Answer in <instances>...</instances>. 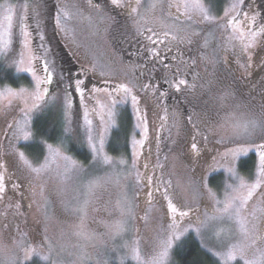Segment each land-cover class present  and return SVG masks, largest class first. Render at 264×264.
Here are the masks:
<instances>
[{
    "label": "rangeland",
    "instance_id": "obj_1",
    "mask_svg": "<svg viewBox=\"0 0 264 264\" xmlns=\"http://www.w3.org/2000/svg\"><path fill=\"white\" fill-rule=\"evenodd\" d=\"M55 1L60 37L89 71L81 72L82 80H98L92 97L115 135L99 136L96 123L103 118L87 108L88 166L49 143L44 158L33 159L27 144L34 141L32 118L45 76L25 23L18 60H9L26 81L0 84V264H177L174 253L188 239L220 264H264V169L249 176L237 170L251 156L264 164V97L252 93L254 79L264 82V30L260 19L252 21L260 0H248L242 21L236 16L244 0H113L118 12L131 16L125 35L135 46L178 53L161 80L195 105L186 116L184 104L174 109L177 151L164 163L162 155L171 151H161L156 115L171 109L157 104V85L150 101L158 110L135 96L142 83L150 84L114 47L117 12L93 10L92 0ZM261 5L264 11V0ZM30 6L35 15L37 0H0V62L8 67L18 17L22 28ZM132 50L145 59L139 48ZM49 100L60 105L62 96ZM139 133L154 142L151 153L144 154L146 143L140 153ZM18 184L29 207L27 228L15 215Z\"/></svg>",
    "mask_w": 264,
    "mask_h": 264
},
{
    "label": "trees",
    "instance_id": "obj_2",
    "mask_svg": "<svg viewBox=\"0 0 264 264\" xmlns=\"http://www.w3.org/2000/svg\"><path fill=\"white\" fill-rule=\"evenodd\" d=\"M37 1L39 2V7L36 9L37 11L34 10L33 13H36L35 15L30 14L33 9L32 6H30V9L25 11L28 14L24 16V19L26 20L24 21L22 28L20 26L21 16L19 15L18 17L19 20L16 27L17 29L12 46L13 48L6 58L7 62L11 64L9 67L12 68H9L6 62H0V84H8L13 87H17L19 84H24L26 81L25 78L15 72L13 61L9 60L10 56H12V59H15L16 57L18 60V52L20 51L23 43L26 23L27 26H29L30 37L40 62L39 67L45 76L43 90L44 98L42 103L36 107L37 109L35 110L32 118L34 141L28 142L27 144L32 147L29 149V154L34 160L41 161L45 156V143H49L57 146V148L63 152L75 157L83 165L88 166L90 163L91 153L89 155V151L85 148L87 146V141L85 140L84 131V129H86L84 123L87 115L86 113L84 114L83 122L77 110L79 98L76 87L79 86V83L84 85L86 82L90 83V81L87 80L86 77V80L83 82L82 78L86 75V73H81L84 72L83 67H81V69L78 68L80 65L76 64V61V63L74 62L72 55L60 37L55 21V16L59 14L56 1ZM244 12L245 10L240 11L236 18L242 21V17L245 14ZM23 13L19 12V14ZM38 23H40V25L36 27ZM39 42L45 43L48 49L44 51L41 45L39 48L37 46ZM6 68L8 71L7 75L2 76L1 72L6 71ZM91 84L92 86L98 85V80L93 79L90 85ZM56 94L62 96V102L60 105L57 101L54 102L52 100L53 102H50L49 100L52 96L54 99ZM86 109L87 106L85 105V110ZM129 123L130 121L126 123L127 126ZM127 141L128 138L126 142ZM113 151L114 150H112V152ZM250 158L251 160H248L247 162L242 161L238 163L237 170H240L242 174L247 176L252 175L253 172L256 173L258 168L260 171L262 170L263 173L264 164L258 159H255L253 156ZM212 183L217 187L218 179L213 178L211 180V184ZM183 245L185 246L182 249L178 248L174 253V259L177 264H220L214 257L211 256L210 253L203 250L197 241L188 239Z\"/></svg>",
    "mask_w": 264,
    "mask_h": 264
},
{
    "label": "flooded vegetation",
    "instance_id": "obj_3",
    "mask_svg": "<svg viewBox=\"0 0 264 264\" xmlns=\"http://www.w3.org/2000/svg\"><path fill=\"white\" fill-rule=\"evenodd\" d=\"M92 1L94 3V5L91 6V8L93 10H98L100 12H105L108 14V12H109L108 8H109V10L111 11V14L114 12H117V14H116V18H117L116 26L118 29L113 30V33H112V41L116 44V46L114 45V47L122 57H124L125 54H128L127 57L125 58L126 62L131 63V62L135 61L141 67V70H142L141 72H143L145 74L144 79L147 80L150 84L149 86H145L142 83L141 84L142 89L137 90L138 92L135 95L138 99H140V103L142 104V106L145 107L146 109H148L149 106H148L147 100L150 101V99L154 98L150 95V92L153 88V85H157V87H158V93L156 95L158 97L157 104H159L160 108H162L163 106L166 105V107H169V109H171V111H169V110L163 111V109H162L160 112V115H156V116H158V124L160 127L159 128L160 131L158 134V142H159V140L162 141V143L160 145L161 151H171V153H169V154L165 153L164 156L162 155V161L164 163L165 159L168 158L166 156H168V155L171 156L172 154H174L177 151V150L175 151L176 146L172 143L171 137L173 135V129H172V125L170 124L171 117L173 118V116H174V109L177 108L178 105L181 107L184 104V106H185L184 114L186 116V115H191L192 112L194 111V107H195V105L192 103L191 99L188 96L186 97L188 100L184 101V96L186 94L182 95L181 91L174 89L173 87L168 85L165 81L161 80L162 78H164L163 71L165 72L167 64L174 63V58L176 57V55L178 53L171 50L170 53H166V54H162L160 51L152 52V54H151V51L147 48V46H144V47H146V49L141 48V46H135V43H133L134 41L133 42L130 41L129 39H127V37L125 35L126 32L130 31L129 27L132 26V24H133L131 16L128 15L125 10L122 13L118 12V9L120 7L117 5H114L113 0H92ZM261 1L262 0H260L259 4L255 5L256 10L259 11V14L256 15V17H254V19L252 21L254 22V20L256 21L257 19H260V22H262V28L264 30V19H263L264 18V11H263V6L261 5ZM247 3H250V1L248 2V0H244V4L242 5V8H241L242 10L246 9L245 6L247 7ZM106 6H108V8ZM173 19H174V17H173ZM116 26H114V28H116ZM120 31H123V32H120ZM133 37H134V35H133ZM137 40H140V38H137ZM126 44H128V45L131 44V45L125 46ZM119 46L122 48H124V46H125L126 48H124L123 50H119L118 49ZM132 48H139L140 52L143 54L145 59L138 58L134 54ZM183 53L186 54V52H184V51H183ZM73 60H74V62L76 61L75 57H73ZM76 64H79V63L77 62ZM76 66H78V65H76ZM78 68L81 69V66L80 67L78 66ZM188 69L192 70V66H189ZM39 72H43L41 70V68L39 69ZM84 72H89V71L84 69ZM157 73H159V74H157ZM174 73H176V72H174ZM93 79H95L93 77V75L87 76V80H89L90 83L92 82ZM83 82H84V79H83ZM90 83L86 82V84H84V85L81 84L80 86L76 87L77 95L79 98V103L77 105V110H78L79 116L81 117V119L83 121L84 114H85V105H86L90 111L93 110V115L95 117L99 116L100 118H103V121L96 123V128L98 130L99 136H101L102 134H106L109 139H112L115 135L114 134L115 133L114 128H113V130H112V128L109 129L110 127L108 126V123L104 119L103 114H102L103 109L101 108L100 105L97 104L96 98L92 97L93 96L92 89L95 86H92V84L90 85ZM111 87L114 88V86H112V85H111ZM108 89H109V87H108ZM118 90H119V88H117L116 90H113V96L112 97L114 98V101H113L114 103L115 102L117 103V101L121 98L120 94L118 93ZM252 93H255L256 96L264 97V82L262 84H259L254 79V89H252ZM161 94H163V95L161 96ZM113 102L111 104H113ZM152 102L156 103L153 100H152ZM152 102L150 101V103H152ZM116 103L114 104V107H113L114 113H115ZM154 103H152V104H153L154 108H156ZM262 106L264 107V103H262ZM165 120H169V122H164ZM184 123H190V122L185 120ZM193 133L194 132H192V134H190V135L193 136ZM139 135H140V133H139ZM190 135L188 137L184 138V140L185 141H186V139L189 140V138L191 137ZM139 138H140V143H139L140 153L142 152V147H143L144 143H146L144 154L151 153L152 143H154V142L147 141L146 135L144 133H141ZM76 143H77V141H76ZM185 144L190 145V141L186 142ZM200 146L198 145V147H200ZM193 147H196V145L194 144L189 149V151H192ZM85 148L88 150L87 146ZM251 152H253V151H251ZM188 164L190 165V164H192V162L188 161ZM20 186L21 185L18 184V187H17V193H18L20 203H19V205H16V208L14 206V209H15V215L18 217V221L20 222V225L27 228L28 222H29L28 221L29 207H28L27 202L25 200V193ZM152 186L154 187V191L156 193L155 183H153ZM151 200H153L152 202H154L155 197L151 196ZM169 227L170 228L172 227V222L169 224Z\"/></svg>",
    "mask_w": 264,
    "mask_h": 264
}]
</instances>
